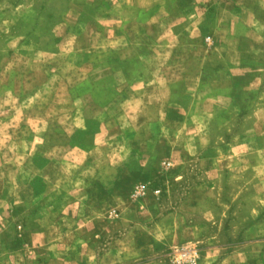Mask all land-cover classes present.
<instances>
[{
  "label": "rangeland",
  "instance_id": "obj_1",
  "mask_svg": "<svg viewBox=\"0 0 264 264\" xmlns=\"http://www.w3.org/2000/svg\"><path fill=\"white\" fill-rule=\"evenodd\" d=\"M264 264V0H0V264Z\"/></svg>",
  "mask_w": 264,
  "mask_h": 264
},
{
  "label": "built area",
  "instance_id": "obj_2",
  "mask_svg": "<svg viewBox=\"0 0 264 264\" xmlns=\"http://www.w3.org/2000/svg\"><path fill=\"white\" fill-rule=\"evenodd\" d=\"M191 264H196V262L195 261H192Z\"/></svg>",
  "mask_w": 264,
  "mask_h": 264
}]
</instances>
